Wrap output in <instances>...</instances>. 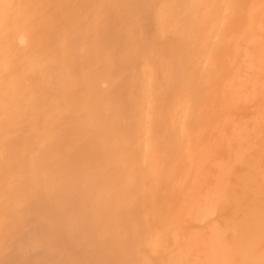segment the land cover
Wrapping results in <instances>:
<instances>
[{
	"label": "bare ground",
	"instance_id": "1",
	"mask_svg": "<svg viewBox=\"0 0 264 264\" xmlns=\"http://www.w3.org/2000/svg\"><path fill=\"white\" fill-rule=\"evenodd\" d=\"M0 264H264V0H0Z\"/></svg>",
	"mask_w": 264,
	"mask_h": 264
}]
</instances>
